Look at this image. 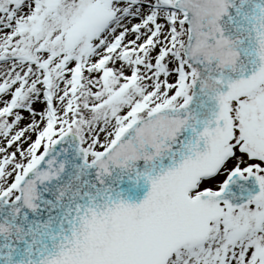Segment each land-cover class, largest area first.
Instances as JSON below:
<instances>
[{
  "label": "snow or ice",
  "instance_id": "obj_1",
  "mask_svg": "<svg viewBox=\"0 0 264 264\" xmlns=\"http://www.w3.org/2000/svg\"><path fill=\"white\" fill-rule=\"evenodd\" d=\"M0 264H264V0H0Z\"/></svg>",
  "mask_w": 264,
  "mask_h": 264
}]
</instances>
